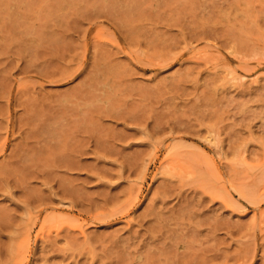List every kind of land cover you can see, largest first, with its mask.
Masks as SVG:
<instances>
[{
  "label": "rangeland",
  "instance_id": "rangeland-1",
  "mask_svg": "<svg viewBox=\"0 0 264 264\" xmlns=\"http://www.w3.org/2000/svg\"><path fill=\"white\" fill-rule=\"evenodd\" d=\"M0 264H264V0H0Z\"/></svg>",
  "mask_w": 264,
  "mask_h": 264
},
{
  "label": "bare ground",
  "instance_id": "bare-ground-1",
  "mask_svg": "<svg viewBox=\"0 0 264 264\" xmlns=\"http://www.w3.org/2000/svg\"><path fill=\"white\" fill-rule=\"evenodd\" d=\"M40 37V36H39ZM51 37H53V35H51Z\"/></svg>",
  "mask_w": 264,
  "mask_h": 264
}]
</instances>
